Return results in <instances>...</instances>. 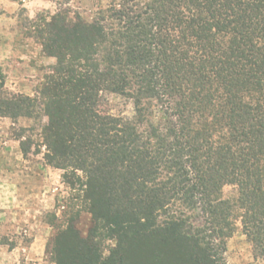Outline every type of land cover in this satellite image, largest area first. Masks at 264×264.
<instances>
[{
  "label": "trees",
  "instance_id": "16d2710c",
  "mask_svg": "<svg viewBox=\"0 0 264 264\" xmlns=\"http://www.w3.org/2000/svg\"><path fill=\"white\" fill-rule=\"evenodd\" d=\"M49 26L67 61L43 95L45 159L91 215L84 236L69 210L55 264H226L238 219L264 256V0H115ZM100 92L136 121L99 110Z\"/></svg>",
  "mask_w": 264,
  "mask_h": 264
},
{
  "label": "rangeland",
  "instance_id": "374dc122",
  "mask_svg": "<svg viewBox=\"0 0 264 264\" xmlns=\"http://www.w3.org/2000/svg\"><path fill=\"white\" fill-rule=\"evenodd\" d=\"M114 1L0 0V66L4 77L0 88V264H55V238L72 208V215L78 214L77 227L84 236L88 234L91 215L86 205L64 183V171L45 159L49 117L43 95L59 78L60 64L67 61L56 54L49 25L54 20L65 25L92 22ZM100 95L99 110L136 121L131 99L107 92ZM7 100L23 103L24 111H6ZM160 108L154 106V122L163 116ZM219 197L236 199L238 188L225 185ZM70 203L72 207L66 208ZM115 245V240H103L104 255L108 256ZM224 262L264 264V256L256 255L240 219L227 239Z\"/></svg>",
  "mask_w": 264,
  "mask_h": 264
}]
</instances>
